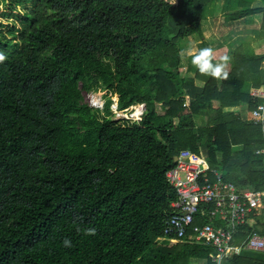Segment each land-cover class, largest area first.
I'll return each mask as SVG.
<instances>
[{
  "label": "trees",
  "instance_id": "obj_1",
  "mask_svg": "<svg viewBox=\"0 0 264 264\" xmlns=\"http://www.w3.org/2000/svg\"><path fill=\"white\" fill-rule=\"evenodd\" d=\"M213 1L35 0L16 41L0 40V264L210 262L208 244L159 238L176 198L173 157L189 149L238 188L264 189L250 119L264 49L235 47L227 79L178 68L179 40L202 33ZM254 1L227 0L224 17L257 15L264 35V0ZM98 88L110 94L102 110L82 94ZM112 94L119 109L144 102L141 120L113 119ZM252 230L264 233L246 223L234 242ZM255 253L229 263L264 264Z\"/></svg>",
  "mask_w": 264,
  "mask_h": 264
},
{
  "label": "built area",
  "instance_id": "obj_2",
  "mask_svg": "<svg viewBox=\"0 0 264 264\" xmlns=\"http://www.w3.org/2000/svg\"><path fill=\"white\" fill-rule=\"evenodd\" d=\"M251 94L260 98L250 119L261 127L262 145L257 152L264 160V85L252 88ZM86 96L90 106L103 109L105 100L101 95L88 92ZM187 103L185 97L184 104ZM110 108L114 119L132 122L141 120L145 103L119 109L117 99H112ZM176 156L175 164L165 172L176 198L171 202L172 214L164 220L159 238L212 246L214 252L208 264H223L222 259L231 251L237 253L242 248L264 251V233L252 230L242 242H234L240 227L249 223L252 216L264 214V189L238 188L224 179L219 168L209 167L201 155L189 149H182Z\"/></svg>",
  "mask_w": 264,
  "mask_h": 264
},
{
  "label": "rangeland",
  "instance_id": "obj_3",
  "mask_svg": "<svg viewBox=\"0 0 264 264\" xmlns=\"http://www.w3.org/2000/svg\"><path fill=\"white\" fill-rule=\"evenodd\" d=\"M257 2L259 1H254V3ZM34 4L35 0H0V40L11 39L16 41L17 34L23 27V16ZM232 9L227 0H214L210 4L206 16L201 20L202 33H194L179 40L181 49L204 48L203 42H207V46L214 50L217 59L222 55L231 58L232 50L241 43L247 44L255 52L262 51L264 49V35H257L254 31L259 28V17L255 15L250 22L245 19L227 20L224 13ZM178 68L183 74H194L191 58L187 55L181 56ZM88 92L96 93L98 96L101 95L104 100L110 95H105L106 91L100 88L83 90L85 101L88 100L86 96ZM111 99H117V94H112ZM244 108L245 106L242 107V111H244ZM156 109L157 112H162L163 106L159 105ZM112 118H115L113 112ZM196 119L198 123L203 122L202 117ZM159 241L162 242V240Z\"/></svg>",
  "mask_w": 264,
  "mask_h": 264
},
{
  "label": "clouds",
  "instance_id": "obj_4",
  "mask_svg": "<svg viewBox=\"0 0 264 264\" xmlns=\"http://www.w3.org/2000/svg\"><path fill=\"white\" fill-rule=\"evenodd\" d=\"M180 56L187 55L191 58L192 65L201 73L202 75H207L215 79H227L229 72L227 66L230 57L227 55H222L217 57L214 54V50L211 47L204 48H188L181 49L179 52ZM4 56L0 55V60H3ZM79 230V229H78ZM96 230L94 228H89L85 230L86 235H95ZM64 247H72L71 240L65 238L63 240Z\"/></svg>",
  "mask_w": 264,
  "mask_h": 264
},
{
  "label": "crops",
  "instance_id": "obj_5",
  "mask_svg": "<svg viewBox=\"0 0 264 264\" xmlns=\"http://www.w3.org/2000/svg\"><path fill=\"white\" fill-rule=\"evenodd\" d=\"M254 19H257V18H254ZM258 21V20H257ZM188 98V96H186ZM189 99V98H188ZM161 105V104H158V106ZM243 107V105H240L237 107V109L241 110ZM163 111H164V107H163ZM162 111V112H163ZM242 111V110H241ZM242 115L245 116V113H243L242 111ZM249 224L252 225V226H256L257 228H261V227H264V214L263 213H259V214H256L255 216H252L251 219L249 220ZM245 239V238H244ZM168 240V239H167ZM172 241V240H171ZM243 240H241L240 242H242ZM175 242V241H174ZM240 242H237V243H240ZM236 243V242H235ZM256 252L254 255L258 254L260 257L264 258V251H259V250H252V249H245V248H242L239 252L237 253H234V252H230L227 257L223 258L222 261H223V264H230L229 263V258L233 255V254H238V253H242V252ZM192 264H195V263H203L204 260L203 259H196V258H192Z\"/></svg>",
  "mask_w": 264,
  "mask_h": 264
},
{
  "label": "water",
  "instance_id": "obj_6",
  "mask_svg": "<svg viewBox=\"0 0 264 264\" xmlns=\"http://www.w3.org/2000/svg\"><path fill=\"white\" fill-rule=\"evenodd\" d=\"M176 158H177V156L175 155V156L173 157V160L175 161V160H176Z\"/></svg>",
  "mask_w": 264,
  "mask_h": 264
}]
</instances>
